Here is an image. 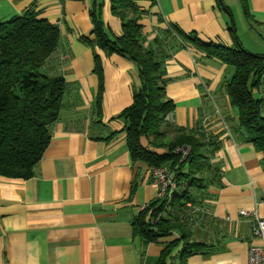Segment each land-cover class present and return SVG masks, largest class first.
I'll return each mask as SVG.
<instances>
[{
	"label": "crops",
	"instance_id": "0c3cea01",
	"mask_svg": "<svg viewBox=\"0 0 264 264\" xmlns=\"http://www.w3.org/2000/svg\"><path fill=\"white\" fill-rule=\"evenodd\" d=\"M133 1L145 12L138 20L143 44L164 58L165 97L174 109L162 129L168 138L183 128L201 139L209 134L219 144L209 145L201 205L167 203L164 216L190 212L189 240L205 244L185 264H244L253 216L264 217L262 156L237 128L220 88L226 66L186 46L170 29L231 47L237 38L229 29L231 9L224 0L222 6L219 0ZM245 1L250 16L243 13L242 32L257 35L256 44L264 45V0ZM32 6L59 28L60 43L48 68L62 75L67 87L35 173L27 179L0 175V264H158L161 250L179 240L180 232L146 243L134 235V218L156 198V189L146 165L130 157L123 123L114 118L132 102L139 85L136 66L82 40L93 37L91 12L96 11L110 37L120 34L111 0H0V22ZM155 37L164 41L155 44ZM93 52L102 68L99 121L92 111L99 82ZM140 143L147 145L144 137ZM215 231L219 248L212 246ZM180 251L181 241L166 264H181Z\"/></svg>",
	"mask_w": 264,
	"mask_h": 264
},
{
	"label": "trees",
	"instance_id": "16d2710c",
	"mask_svg": "<svg viewBox=\"0 0 264 264\" xmlns=\"http://www.w3.org/2000/svg\"><path fill=\"white\" fill-rule=\"evenodd\" d=\"M242 10L249 17L245 0ZM226 11L229 12L225 6ZM111 13L121 22L119 35L110 37L99 14L91 12V39L82 40L92 49H101L105 55L117 54L134 63L139 85L133 90L132 102L115 119L121 120L126 145L132 160L149 167H165L172 174L175 188L144 206L133 221V232L146 243L157 236L179 231L160 252L158 264L166 259L181 241L180 260L202 253V242L190 241L188 224L193 225L191 213L167 218L169 207L201 205L209 175L208 154L218 147L216 138L207 134L201 139L194 131L179 128L168 138L162 129L174 105L165 97L163 77L164 58L143 44V28L138 20L145 13L133 0H111ZM186 46H193L206 57L216 58L226 66L220 88L227 105L235 111L236 125L241 134L262 156L264 166V98L254 96L264 88V54L251 53L237 38L231 47L202 42L193 34L183 36L170 28ZM229 29L233 34V27ZM164 40L154 38L155 44ZM60 43V31L55 23L40 16L34 6L22 14L0 22V175L27 179L46 148L51 128L58 120L66 82L62 75L51 74L48 61ZM168 43V42H167ZM180 44V43H179ZM181 45V44H180ZM183 46V44L181 45ZM94 73L98 85L94 95L93 113L99 121L103 93L102 68L93 52ZM97 121V122H98ZM111 132L106 138L114 135ZM144 137L147 145L140 143ZM209 145L213 149H209ZM185 147V149H183ZM154 149H159L155 152ZM214 172L211 169V173ZM217 175V174H216Z\"/></svg>",
	"mask_w": 264,
	"mask_h": 264
},
{
	"label": "built area",
	"instance_id": "2783aa9c",
	"mask_svg": "<svg viewBox=\"0 0 264 264\" xmlns=\"http://www.w3.org/2000/svg\"><path fill=\"white\" fill-rule=\"evenodd\" d=\"M147 169L150 172L157 197L164 196L175 188L172 174L165 167H149ZM244 264H264V217L253 216Z\"/></svg>",
	"mask_w": 264,
	"mask_h": 264
},
{
	"label": "rangeland",
	"instance_id": "374dc122",
	"mask_svg": "<svg viewBox=\"0 0 264 264\" xmlns=\"http://www.w3.org/2000/svg\"><path fill=\"white\" fill-rule=\"evenodd\" d=\"M224 4H226L231 9V17H232V21L234 22L235 34H236L237 39L240 42V44L246 50L250 51L251 53L264 54V45L261 44L262 41H260V42H258V44H256V40H258L259 37L257 35H253V33H250L247 35V34H244L242 32V24L241 23H242V20H244L245 22H246V20H245V17H243V12H242V8H241L239 0H224ZM236 30H237V33H236ZM261 45H263V46H261ZM254 96L264 98V88L261 89L260 93L254 92ZM211 237L214 241L212 246L214 248H219L220 247V246H218L219 242H215V239L220 240L221 236L218 235L217 231H215V233L212 234ZM223 248H224V246H223Z\"/></svg>",
	"mask_w": 264,
	"mask_h": 264
},
{
	"label": "water",
	"instance_id": "95a60500",
	"mask_svg": "<svg viewBox=\"0 0 264 264\" xmlns=\"http://www.w3.org/2000/svg\"><path fill=\"white\" fill-rule=\"evenodd\" d=\"M219 2L221 4V6H222L223 5L222 4V0H219ZM231 26L233 27V34H235L234 22L232 20H231ZM235 36H236V34H235ZM183 149H185V147H183Z\"/></svg>",
	"mask_w": 264,
	"mask_h": 264
}]
</instances>
